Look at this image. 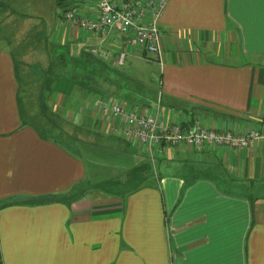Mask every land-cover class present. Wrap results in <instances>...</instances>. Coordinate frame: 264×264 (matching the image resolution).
<instances>
[{"label": "crops", "instance_id": "1", "mask_svg": "<svg viewBox=\"0 0 264 264\" xmlns=\"http://www.w3.org/2000/svg\"><path fill=\"white\" fill-rule=\"evenodd\" d=\"M70 1L97 15L95 0ZM64 7L0 0V264H264V0H168L152 104L126 63L149 55L66 22ZM217 33L239 62L201 55L220 53L209 45ZM48 38L69 61L44 51ZM24 67L37 73L25 95L34 113L22 106ZM113 102L261 137L168 146L152 159L124 137Z\"/></svg>", "mask_w": 264, "mask_h": 264}, {"label": "built area", "instance_id": "2", "mask_svg": "<svg viewBox=\"0 0 264 264\" xmlns=\"http://www.w3.org/2000/svg\"><path fill=\"white\" fill-rule=\"evenodd\" d=\"M97 15L90 17L75 8H64L61 19L82 28L94 36L116 35L128 47L140 55L153 54L160 69L164 66V47L159 27V17L168 0H95ZM91 52L100 50L92 48ZM125 52L118 56L122 64ZM113 119L122 118V134L128 140L146 148L151 158L155 150L162 153L164 147L185 144L192 147L216 145L229 148L250 147L261 137L256 129L234 133L228 129L207 127L199 117L190 123L178 120L165 121L159 117L158 108L127 107L113 102L108 107Z\"/></svg>", "mask_w": 264, "mask_h": 264}, {"label": "rangeland", "instance_id": "3", "mask_svg": "<svg viewBox=\"0 0 264 264\" xmlns=\"http://www.w3.org/2000/svg\"><path fill=\"white\" fill-rule=\"evenodd\" d=\"M74 2L70 1L67 5V7L64 8H74ZM78 9V10H77ZM76 12H81L82 10L79 8H75ZM82 13V12H81ZM62 14V13H61ZM46 29L48 28V24L46 23ZM14 35V34H13ZM56 35H58V33H56ZM217 37V38H216ZM211 40V39H210ZM57 41V40H55ZM92 42V41H91ZM91 42H84V43H91ZM260 41H258L257 43H259ZM47 48H49L47 50V48L44 49V51H50L51 55L53 56H57L60 55L61 58H65L64 60L69 61V55L67 54V45L63 44H59V45H55V42L53 40V42H51V40L48 38L47 40ZM51 43V44H49ZM53 43V44H52ZM236 44V43H235ZM234 43L232 44V50H233V46L235 45ZM209 45L211 46H216L217 50H220V53H208L207 49H203L201 55H203L204 57H207L209 59H214L215 61H224L227 63H237L239 62V60L237 58H234V54L232 53L231 56L228 55H223L222 52H226L228 45H227V41L224 37V34H218L213 38L212 42L209 41ZM264 48V45H262V43H259V45H256V49H258V51H261V49ZM11 50L15 51L14 49L10 48ZM28 51V50H27ZM36 51V49H35ZM81 51V50H80ZM80 53V52H79ZM74 55V54H73ZM149 57L151 59H128L126 61L127 65H131V68L134 69L132 71H130L131 73H127L129 76H135L136 75V79L138 80V82H140L141 85H144L147 89L150 90V94L148 97V99L152 100V99H156V94L159 93V89H160V82L158 79L159 76V65L152 59L154 56L153 54H148ZM15 59H17L18 61L21 59V56L16 54L14 55ZM75 56V55H74ZM130 60V61H129ZM242 61V59L240 60ZM42 64L44 65V61H42ZM127 65L125 68H127ZM41 67V65L38 66V68ZM25 68V67H24ZM124 68V69H125ZM37 76V73H33L31 70H29L28 68L23 69V73H21V77H23V81H27V84L29 82V85H25V89L23 91V97H24V102L22 104L24 110L26 112H30V113H34L36 105L35 104H31L28 103V101L25 98V95H27L26 93H29V95H34L37 87L35 86L36 84H34L33 79ZM26 83V82H25ZM31 86V87H30ZM135 91H139L142 92V88H140L139 86L134 87ZM156 100H152L151 104L154 103ZM156 103V102H155ZM154 106V104H153ZM154 110V109H153ZM153 170V169H152ZM154 171V170H153ZM156 171H158V168L156 167Z\"/></svg>", "mask_w": 264, "mask_h": 264}, {"label": "trees", "instance_id": "4", "mask_svg": "<svg viewBox=\"0 0 264 264\" xmlns=\"http://www.w3.org/2000/svg\"><path fill=\"white\" fill-rule=\"evenodd\" d=\"M68 2V0H58V5L60 6V7H64L65 5H66V3ZM145 55V54H144ZM49 88L48 87H46V89L44 90V93L48 90ZM146 93H148L147 91H145ZM144 92V93H145ZM42 104V106L43 105H46V103H41ZM42 113H44V111L43 110H40V113L38 114V115H40V114H42ZM43 115V114H42ZM23 116V115H22ZM41 116V115H40ZM34 117H36L35 115L34 116H32V119L34 118ZM23 119H24V116H23ZM25 121V120H24ZM25 123H27L26 121H25ZM24 123V124H25Z\"/></svg>", "mask_w": 264, "mask_h": 264}]
</instances>
